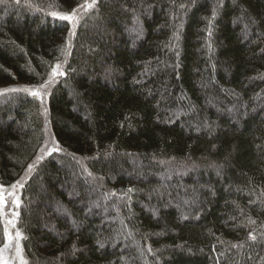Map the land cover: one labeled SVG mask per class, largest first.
Masks as SVG:
<instances>
[{"label": "trees", "instance_id": "trees-1", "mask_svg": "<svg viewBox=\"0 0 264 264\" xmlns=\"http://www.w3.org/2000/svg\"><path fill=\"white\" fill-rule=\"evenodd\" d=\"M84 2L0 0L20 261L264 264V0Z\"/></svg>", "mask_w": 264, "mask_h": 264}, {"label": "snow or ice", "instance_id": "snow-or-ice-1", "mask_svg": "<svg viewBox=\"0 0 264 264\" xmlns=\"http://www.w3.org/2000/svg\"><path fill=\"white\" fill-rule=\"evenodd\" d=\"M96 5V0H91L89 3L88 0H85V2L81 5H79V9L83 11H88L89 9L94 8ZM50 15L54 17H58L61 20H66L72 23L73 29L76 26V23H78V9H72L68 13H58V12H52ZM215 15V10L213 11V16ZM70 35H75L74 31H70ZM64 75V72L62 71V65L57 64L55 67L51 70V75L49 78V82L53 80L56 76H62ZM47 86V84H41L39 86V89L37 90H30V89H22V91L30 92L31 95L34 97H40L42 90ZM13 91H16V89H13ZM53 151H59V148H54ZM31 170V166H29V171ZM17 187H23L22 181H18L17 184L11 185L9 188H4L2 185H0V217H4L6 215L4 209L5 207L9 206V204L14 205L16 207H19V197L16 195V188ZM131 191V189H129ZM9 197H11V201L9 200ZM19 213L13 212V217H18ZM8 225H11L13 228L15 227V224L13 223L12 219H8L6 221ZM4 235L6 241H10L12 237V233L9 232L7 228L4 230ZM16 238H22L21 234L19 232L15 233ZM252 239H255V237H251ZM6 264V262H5Z\"/></svg>", "mask_w": 264, "mask_h": 264}, {"label": "rangeland", "instance_id": "rangeland-1", "mask_svg": "<svg viewBox=\"0 0 264 264\" xmlns=\"http://www.w3.org/2000/svg\"><path fill=\"white\" fill-rule=\"evenodd\" d=\"M37 89H39V87H37ZM37 89L33 88V90H37ZM45 89H46V87L42 90V93H41L42 97L47 95V92L45 91ZM46 131H47V134H46L47 137H46L45 143L41 149L42 154L53 149V147H55V142H56L55 136L53 135L52 131L50 130L49 125H48ZM27 177H28V175L23 180H20V181H22L23 185H24V182H25ZM17 182L18 181L14 182L11 185L17 184ZM0 185H2V184L0 183ZM11 185H6V186L2 185V186L4 188H9ZM20 189H22V188L17 187L15 190L16 195H18V197H19V202L21 201ZM9 200L11 201V197H9ZM18 208L19 207H16L14 205L9 204V206L5 207V209H4V211L6 213V215L3 217L5 219V223L8 219H12L13 223L15 224V227L13 228L11 225H8L7 223L5 225V228H7L10 233H12L13 238L10 241L5 240V242L2 245H0V264H5V262H6V264H21L22 263L20 261V258H21L22 252H23L22 251V241L20 238L15 237V233L19 232L18 228L16 227V219L18 217L12 216L13 212L18 213Z\"/></svg>", "mask_w": 264, "mask_h": 264}]
</instances>
